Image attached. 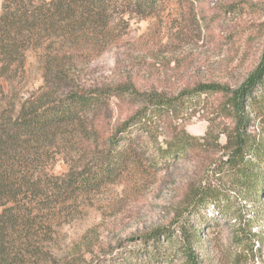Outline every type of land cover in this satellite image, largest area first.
Returning <instances> with one entry per match:
<instances>
[{"label":"trees","instance_id":"16d2710c","mask_svg":"<svg viewBox=\"0 0 264 264\" xmlns=\"http://www.w3.org/2000/svg\"><path fill=\"white\" fill-rule=\"evenodd\" d=\"M160 1H2L0 264H46L51 260L45 245L55 227L74 208L78 197L115 182L132 161L138 160L132 147L142 137L166 138V148L155 153L160 166L188 157L200 145V139L183 127L169 124L184 97L146 94L141 105L110 130L105 118L109 102L125 98L128 92L80 89L70 84V60L85 52L89 33L105 30L114 5L147 14ZM98 34L102 36L100 31ZM30 53L40 59L43 83L28 97L20 98L17 89ZM263 77L264 54L254 74L227 96L220 108L231 111L236 121L234 130L225 133L226 160L219 161V173L229 178L236 200L232 202L221 187L191 188L176 221L140 237L141 246L127 249L116 264H133L131 259L135 264H199V231L193 218L208 204L232 221L233 264L262 258L264 231L256 232L254 227L264 214L260 204L264 135L248 134L244 126L250 109L256 108L260 120L264 119ZM215 92L212 87H201L196 95ZM159 128L164 132L158 133ZM60 162L67 170L57 175L53 169Z\"/></svg>","mask_w":264,"mask_h":264},{"label":"rangeland","instance_id":"374dc122","mask_svg":"<svg viewBox=\"0 0 264 264\" xmlns=\"http://www.w3.org/2000/svg\"><path fill=\"white\" fill-rule=\"evenodd\" d=\"M106 20L105 30L89 33L85 52L70 60V84L128 92L109 102L105 118L110 130L138 108L146 94L184 97L169 124L183 127L200 139V145L188 157L160 166L155 153L166 148L164 136L142 137L134 143L138 160L115 182L78 197L55 227L45 245L52 258L46 264H116L127 249L141 246L140 237L174 223L188 190L196 186L221 187L232 202L237 198L227 175L219 173V161L226 160L225 133L234 130L236 121L231 111L220 108L259 67L264 54V0H161L147 14L117 4ZM25 68L17 89L20 98L43 83L38 56L30 53ZM262 83L264 87V77ZM201 87L216 92L198 96ZM249 111L244 129L262 137L264 119L256 108ZM163 132L159 128L158 133ZM66 170L60 162L53 172L60 175ZM260 200L264 206V183ZM194 217L198 263L233 264L232 221L210 204ZM254 229L264 231V214ZM262 254L244 264H264Z\"/></svg>","mask_w":264,"mask_h":264}]
</instances>
